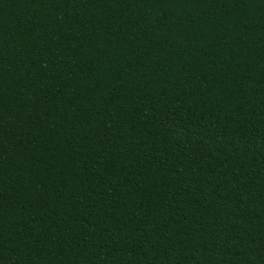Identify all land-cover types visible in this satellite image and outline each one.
<instances>
[{"label": "trees", "instance_id": "trees-1", "mask_svg": "<svg viewBox=\"0 0 264 264\" xmlns=\"http://www.w3.org/2000/svg\"><path fill=\"white\" fill-rule=\"evenodd\" d=\"M0 264H264V0H0Z\"/></svg>", "mask_w": 264, "mask_h": 264}]
</instances>
